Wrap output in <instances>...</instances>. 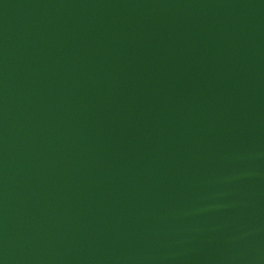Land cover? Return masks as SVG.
I'll return each mask as SVG.
<instances>
[{
	"label": "water",
	"instance_id": "95a60500",
	"mask_svg": "<svg viewBox=\"0 0 264 264\" xmlns=\"http://www.w3.org/2000/svg\"><path fill=\"white\" fill-rule=\"evenodd\" d=\"M0 264H264V0H0Z\"/></svg>",
	"mask_w": 264,
	"mask_h": 264
}]
</instances>
